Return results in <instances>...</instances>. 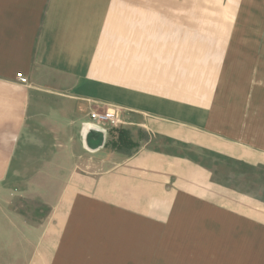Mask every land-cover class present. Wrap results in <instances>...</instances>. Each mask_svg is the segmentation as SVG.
<instances>
[{
  "label": "crops",
  "instance_id": "0c3cea01",
  "mask_svg": "<svg viewBox=\"0 0 264 264\" xmlns=\"http://www.w3.org/2000/svg\"><path fill=\"white\" fill-rule=\"evenodd\" d=\"M201 153L264 171V0H0V264H264V178Z\"/></svg>",
  "mask_w": 264,
  "mask_h": 264
},
{
  "label": "rangeland",
  "instance_id": "374dc122",
  "mask_svg": "<svg viewBox=\"0 0 264 264\" xmlns=\"http://www.w3.org/2000/svg\"><path fill=\"white\" fill-rule=\"evenodd\" d=\"M123 126H121L118 129L110 130L108 134L106 135V138L104 139V142H106V145L108 146V149L110 151L114 150L115 144L114 142L118 141V135L123 130ZM133 147V146H132ZM132 147H125L123 149H118L122 151L123 153H130L132 150ZM183 153L191 154L190 152H187L183 150L182 148L179 150ZM195 159H198L202 164L211 167L214 170V176L215 179L218 182H221L223 184H230L235 186L236 188L240 190H254L257 191L260 189V186H254V181L258 179L264 178V171H255L254 169H250L244 166L236 165L234 163H231L227 160L208 157L205 155V153H201L199 155H193ZM251 178V180H250ZM25 210V216L27 215L32 218H38L42 216L45 213V209L42 208L40 204L37 203H25L24 205ZM26 216V217H27Z\"/></svg>",
  "mask_w": 264,
  "mask_h": 264
},
{
  "label": "built area",
  "instance_id": "2783aa9c",
  "mask_svg": "<svg viewBox=\"0 0 264 264\" xmlns=\"http://www.w3.org/2000/svg\"><path fill=\"white\" fill-rule=\"evenodd\" d=\"M16 80L20 84H28V80L21 73H17ZM123 109L116 105L96 104L89 108L88 122L83 130V135L97 133L102 135L103 141L110 130H115L123 125Z\"/></svg>",
  "mask_w": 264,
  "mask_h": 264
},
{
  "label": "trees",
  "instance_id": "16d2710c",
  "mask_svg": "<svg viewBox=\"0 0 264 264\" xmlns=\"http://www.w3.org/2000/svg\"><path fill=\"white\" fill-rule=\"evenodd\" d=\"M115 147L118 149H123L125 147H132L134 146L128 139V135L126 133V131L122 130L119 135H118V141L114 142Z\"/></svg>",
  "mask_w": 264,
  "mask_h": 264
}]
</instances>
